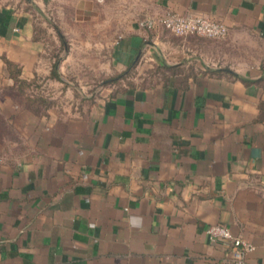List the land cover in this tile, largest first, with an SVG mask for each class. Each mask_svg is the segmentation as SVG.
Returning a JSON list of instances; mask_svg holds the SVG:
<instances>
[{
    "label": "crops",
    "instance_id": "0c3cea01",
    "mask_svg": "<svg viewBox=\"0 0 264 264\" xmlns=\"http://www.w3.org/2000/svg\"><path fill=\"white\" fill-rule=\"evenodd\" d=\"M31 1L0 0V73L13 65L25 81L53 70ZM122 2L110 64L129 84L49 111L25 155L0 159V264H232L205 234L216 224L264 264V0ZM169 11L228 34L138 26Z\"/></svg>",
    "mask_w": 264,
    "mask_h": 264
},
{
    "label": "rangeland",
    "instance_id": "374dc122",
    "mask_svg": "<svg viewBox=\"0 0 264 264\" xmlns=\"http://www.w3.org/2000/svg\"><path fill=\"white\" fill-rule=\"evenodd\" d=\"M61 1L34 0L28 8L37 17L42 54L49 64L57 62L54 71L58 69L62 79L55 77L51 67L39 68L29 81L0 73V159L18 160L25 155L36 130L49 121V111L71 115L78 107L85 109L109 91L129 84L131 74L105 83L117 76L110 52L119 28L128 21L122 0H110L108 8L98 0ZM252 44L259 51L260 44L254 40Z\"/></svg>",
    "mask_w": 264,
    "mask_h": 264
},
{
    "label": "built area",
    "instance_id": "2783aa9c",
    "mask_svg": "<svg viewBox=\"0 0 264 264\" xmlns=\"http://www.w3.org/2000/svg\"><path fill=\"white\" fill-rule=\"evenodd\" d=\"M138 26L148 31L161 27L177 37L196 36L223 39L228 34V28L222 23L201 15H181L170 11L160 17L146 15L138 21ZM205 234L211 242H224L229 245L232 264H248L246 257L253 250V246L249 242L233 235L226 226L219 224L208 226Z\"/></svg>",
    "mask_w": 264,
    "mask_h": 264
},
{
    "label": "trees",
    "instance_id": "16d2710c",
    "mask_svg": "<svg viewBox=\"0 0 264 264\" xmlns=\"http://www.w3.org/2000/svg\"><path fill=\"white\" fill-rule=\"evenodd\" d=\"M58 36H59V39L61 40V42L63 41V37L60 33H58ZM57 62L54 63L53 65V70H54V67L56 65ZM7 72L9 74V77L10 78H15V77H19V73H20V70L16 67V66H13V65H7ZM122 77V75H117L115 78L113 79H110L108 81H106L105 83L107 84H113V83H116L119 81V79Z\"/></svg>",
    "mask_w": 264,
    "mask_h": 264
}]
</instances>
